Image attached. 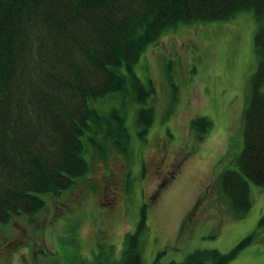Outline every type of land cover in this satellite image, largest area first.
<instances>
[{
	"label": "rangeland",
	"instance_id": "374dc122",
	"mask_svg": "<svg viewBox=\"0 0 264 264\" xmlns=\"http://www.w3.org/2000/svg\"><path fill=\"white\" fill-rule=\"evenodd\" d=\"M255 27L254 14L241 11L179 23L149 43L133 66L155 88L147 102L114 93L90 103L103 113L124 111L130 152L91 158L87 151L90 170L60 195L37 194L46 201L39 214L0 223V264H119L144 207L142 264L182 262L198 249L229 252L255 231L229 264H264V187L248 183L252 206L237 217L220 186L244 147ZM142 107L154 110L146 141L136 126ZM201 116L212 122L202 141L190 125Z\"/></svg>",
	"mask_w": 264,
	"mask_h": 264
},
{
	"label": "trees",
	"instance_id": "16d2710c",
	"mask_svg": "<svg viewBox=\"0 0 264 264\" xmlns=\"http://www.w3.org/2000/svg\"><path fill=\"white\" fill-rule=\"evenodd\" d=\"M241 11L256 20L257 67L244 111V147L220 185L237 217L252 206L248 183L264 187V0H0V223L39 214L46 201L37 194L60 195L90 170L87 151L91 158H105L112 148L130 152L124 111L103 113L90 103L114 93L147 102L155 88L133 66L149 43L179 23L223 21ZM153 115L147 107L137 112L143 141ZM211 123L204 116L192 120L197 140ZM145 209L119 264H142ZM255 235L229 252L198 249L182 262L153 264H229Z\"/></svg>",
	"mask_w": 264,
	"mask_h": 264
}]
</instances>
